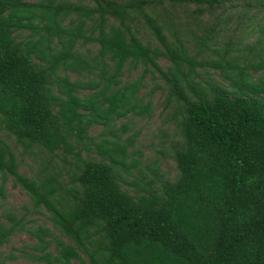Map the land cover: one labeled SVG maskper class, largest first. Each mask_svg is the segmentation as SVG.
Listing matches in <instances>:
<instances>
[{"label":"trees","instance_id":"trees-1","mask_svg":"<svg viewBox=\"0 0 264 264\" xmlns=\"http://www.w3.org/2000/svg\"><path fill=\"white\" fill-rule=\"evenodd\" d=\"M157 91L175 177L133 131ZM10 179L30 207L0 216V256L26 232L38 264H264V0H0Z\"/></svg>","mask_w":264,"mask_h":264},{"label":"rangeland","instance_id":"rangeland-1","mask_svg":"<svg viewBox=\"0 0 264 264\" xmlns=\"http://www.w3.org/2000/svg\"><path fill=\"white\" fill-rule=\"evenodd\" d=\"M165 4L168 10H172L169 2L166 1ZM179 16L182 19V22L188 20L182 13H180ZM188 21L190 23V27H194L192 20L189 19ZM146 38L151 39L149 34H146ZM153 42L158 45L154 39ZM192 54L194 53L192 52ZM160 64L165 67L166 60L162 59ZM140 73L141 72L139 71H133L131 79H137ZM155 82L156 81L152 75H148L144 80L145 86L142 88L141 94L145 95L146 101L148 100L147 95L155 88ZM164 101L165 93L161 91L154 93L152 96V118L149 120H140L136 118L133 131L140 132L137 140V148L143 156L141 159L142 166H149L154 162V160L160 158L162 160V170L166 172L168 176L175 177V163L170 157L171 152L169 151V146L172 139L176 138L177 135L174 128L167 125L168 111L164 110ZM97 133L98 131L96 130L92 132L93 135ZM85 155L86 154H84V156ZM29 162H32V160L29 159ZM22 171L25 172L26 168H22ZM5 193V199L0 195V216H2V214L6 211H13L17 215L21 216L25 212L26 207H30L29 199L20 187L14 186L12 179L6 183ZM29 219H34V221L29 223L30 226L42 224L52 229V225L45 215L32 213L29 216ZM1 220L4 219L1 217L0 221ZM53 232L58 235L57 231L53 230ZM35 241L36 240L26 232L15 234L11 243L1 249L2 253L0 259L7 257L5 264H38L25 254L32 253L33 250L31 247Z\"/></svg>","mask_w":264,"mask_h":264}]
</instances>
